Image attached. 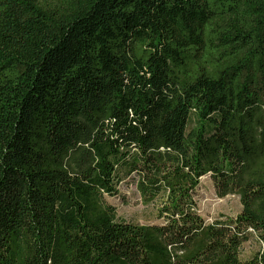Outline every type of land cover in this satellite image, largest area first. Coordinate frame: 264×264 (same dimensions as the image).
<instances>
[{"label": "trees", "instance_id": "1", "mask_svg": "<svg viewBox=\"0 0 264 264\" xmlns=\"http://www.w3.org/2000/svg\"><path fill=\"white\" fill-rule=\"evenodd\" d=\"M0 264H264V0H0Z\"/></svg>", "mask_w": 264, "mask_h": 264}, {"label": "rangeland", "instance_id": "2", "mask_svg": "<svg viewBox=\"0 0 264 264\" xmlns=\"http://www.w3.org/2000/svg\"><path fill=\"white\" fill-rule=\"evenodd\" d=\"M115 196H105L106 201L116 208L118 219L138 224L159 223L156 219L154 208L142 204L136 192L132 175L126 177L117 186ZM197 212L207 222L214 219L233 217L240 211V203L236 195L218 197L208 175L200 178L195 195ZM243 256L246 257L257 249L254 237L243 245Z\"/></svg>", "mask_w": 264, "mask_h": 264}]
</instances>
